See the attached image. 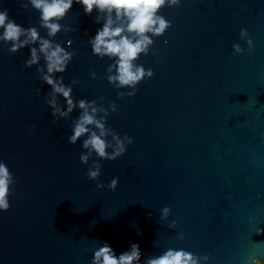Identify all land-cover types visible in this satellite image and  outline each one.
I'll use <instances>...</instances> for the list:
<instances>
[{
	"label": "water",
	"instance_id": "1",
	"mask_svg": "<svg viewBox=\"0 0 264 264\" xmlns=\"http://www.w3.org/2000/svg\"><path fill=\"white\" fill-rule=\"evenodd\" d=\"M0 9L73 52L57 78L72 87L74 102L103 98L106 126L133 140L114 161L93 154L83 164L86 137L68 143L80 110L56 120L45 100L52 90L37 72L43 58L27 68L28 47L12 54L0 42V161L16 180L10 208L0 211V264H91L105 241L117 255L138 244L140 264L169 248L209 257L201 264L264 259V233H257L264 229V0H181L162 8L171 27L135 62L154 74L133 97H118L132 89L110 84L106 69L114 61L92 52L89 40L104 23L96 10L87 15L74 2L59 21L66 30L50 38L29 0H0ZM97 160L99 190L87 179ZM113 178L114 191L107 188Z\"/></svg>",
	"mask_w": 264,
	"mask_h": 264
},
{
	"label": "clouds",
	"instance_id": "2",
	"mask_svg": "<svg viewBox=\"0 0 264 264\" xmlns=\"http://www.w3.org/2000/svg\"><path fill=\"white\" fill-rule=\"evenodd\" d=\"M79 3L85 14L90 15L94 10L98 12L96 22L104 21L102 28L97 29L94 38L89 43L94 55L103 59L108 57L114 62L108 65L107 80L116 88H130L127 93L118 92V97L125 95L133 97L136 94L137 85L145 78H151L153 71L145 69L135 62L141 54L147 55L154 43L152 37L163 35L171 23L160 15L164 7L180 6L181 0H29L31 6L40 13V26L47 30V36L54 38L64 29L59 22L65 18L73 6ZM27 10L28 4H22ZM0 42L10 44L8 51L12 54L28 47L30 56L26 60L25 67L31 68L38 65L43 58L44 64L37 67L42 83L50 86L51 92L45 98L46 103L52 109V116L68 119L74 109H79V116L72 123V134L68 137V143L76 145L82 138V148L87 150L79 157L80 161L87 165L89 159L95 154L100 160L114 161L121 157L127 146L133 143L127 135L121 137L112 128L106 126L109 110L102 106L103 98L98 103L96 100L88 101L80 99L74 102L72 87L66 86L63 76L57 78V73H64L73 58L74 53L67 51L59 43L52 39L40 36L36 27L24 28L9 18L7 9H0ZM240 39L246 41L249 53L254 51L253 41L246 29L240 30ZM71 43V41H69ZM38 45V47L34 46ZM234 54H242L244 49L239 43L232 45ZM93 79L96 73H91ZM78 81L73 80L72 84ZM37 95L41 89L36 90ZM58 97H63L66 105H62ZM66 107V110L64 108ZM111 112L117 111L115 103L109 105ZM56 120L53 122L55 123ZM111 137V140L108 139ZM111 149V152L108 151ZM102 165L94 161L87 171V179L97 181L96 188L103 189L105 185L99 182ZM16 180L9 171L5 162L0 161V211L10 208L9 196L14 194ZM118 178H113L107 185L110 190H115ZM170 208L162 209L161 219L169 217ZM170 228L176 227L173 221ZM257 233H264V229H258ZM178 239L183 240V233L178 234ZM209 257H199L191 252L169 248L162 254L149 257L144 264H201L207 262ZM141 251L136 243H132L127 251L117 255L114 249L105 241L102 246L94 251L91 264H140ZM257 259L253 264H258Z\"/></svg>",
	"mask_w": 264,
	"mask_h": 264
},
{
	"label": "trees",
	"instance_id": "3",
	"mask_svg": "<svg viewBox=\"0 0 264 264\" xmlns=\"http://www.w3.org/2000/svg\"><path fill=\"white\" fill-rule=\"evenodd\" d=\"M258 264H264V261L258 262Z\"/></svg>",
	"mask_w": 264,
	"mask_h": 264
}]
</instances>
